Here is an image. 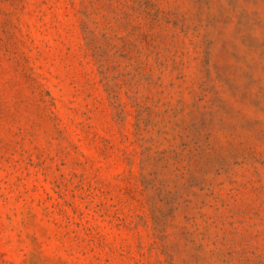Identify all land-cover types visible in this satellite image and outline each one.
I'll list each match as a JSON object with an SVG mask.
<instances>
[{
    "label": "rangeland",
    "instance_id": "1",
    "mask_svg": "<svg viewBox=\"0 0 264 264\" xmlns=\"http://www.w3.org/2000/svg\"><path fill=\"white\" fill-rule=\"evenodd\" d=\"M0 264H264V0H0Z\"/></svg>",
    "mask_w": 264,
    "mask_h": 264
}]
</instances>
